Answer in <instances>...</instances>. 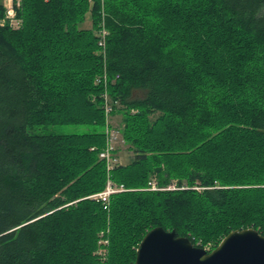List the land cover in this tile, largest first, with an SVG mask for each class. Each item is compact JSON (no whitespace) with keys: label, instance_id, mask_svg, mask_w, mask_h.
<instances>
[{"label":"trees","instance_id":"1","mask_svg":"<svg viewBox=\"0 0 264 264\" xmlns=\"http://www.w3.org/2000/svg\"><path fill=\"white\" fill-rule=\"evenodd\" d=\"M14 8L20 25L0 23V264H133L155 226L208 250L233 229L264 235V0ZM71 124L103 130L36 131ZM106 127L132 151L110 169ZM107 177L125 190L105 209L87 195Z\"/></svg>","mask_w":264,"mask_h":264},{"label":"water","instance_id":"2","mask_svg":"<svg viewBox=\"0 0 264 264\" xmlns=\"http://www.w3.org/2000/svg\"><path fill=\"white\" fill-rule=\"evenodd\" d=\"M133 264H264V235L252 227L233 229L207 250L174 228L155 226L139 242Z\"/></svg>","mask_w":264,"mask_h":264},{"label":"rangeland","instance_id":"3","mask_svg":"<svg viewBox=\"0 0 264 264\" xmlns=\"http://www.w3.org/2000/svg\"><path fill=\"white\" fill-rule=\"evenodd\" d=\"M0 2H2L3 6L5 7L4 15L0 19L1 25L9 24L12 27H18L20 25L19 18H17L15 14L10 16V14H8V12H7L6 6L9 5V0H0ZM84 25L86 27L90 26V18L88 16L84 21ZM120 119H121L120 114L113 115L112 121H113V124L115 127H117L120 124ZM92 129L97 130V131H102L103 126L94 125V126L86 127L84 125H73V124H71V125H46V126L39 127L38 129H36V131L42 132V133H81V132L89 131ZM112 145L114 147H116L115 162L127 163L129 161L131 155H132V151H130L127 147V144L122 141L121 135L119 132H116V135H114V140L112 142ZM108 178L109 177H107V179ZM151 181H153L155 186H157L154 178ZM106 182H107V180H106ZM173 186H174V184H170L168 187H173ZM195 187L198 189L201 188L200 186H195ZM104 188H105V186H104ZM156 188L158 189L159 187L157 186ZM103 189H101L100 191H97V192H101V191H103ZM97 192H94V193H97ZM94 193L87 195V197L90 196L89 198L95 199L96 197L91 196ZM108 208H109V206H108ZM108 208H105V209H108ZM99 234H101V236L98 239V249L95 253L98 254L100 256V258L102 259V258H105V256H106L105 252L107 250L108 237L103 235L104 234L103 231H100ZM205 249L208 250L209 246H206Z\"/></svg>","mask_w":264,"mask_h":264},{"label":"built area","instance_id":"4","mask_svg":"<svg viewBox=\"0 0 264 264\" xmlns=\"http://www.w3.org/2000/svg\"><path fill=\"white\" fill-rule=\"evenodd\" d=\"M20 2H21V0H9V5L6 7H7V12H8V14H10V16L15 14L14 6H18L20 4ZM100 23H101V25L99 27L100 29L98 32V35H99L98 43L102 47V46H104V39H105V36L107 35V30L103 26V21H101ZM102 51H103V49H102ZM104 100H105L104 103H105L106 112H109L112 104H111L107 94H104ZM105 132H106V146L103 150H101V152L99 153V156L101 158L105 159L107 169H110L115 165V163H117V162H115L116 158L112 152L114 149L112 142L114 140V135H116L117 131L113 127H106ZM156 187L157 186H155L154 182L150 180L149 181V188L150 189H157ZM123 190H125V187L123 184L114 183L113 181H111L108 178L103 191L94 193L91 196L96 197L95 198L96 200L101 201L104 208H108L111 194L116 193V192H120Z\"/></svg>","mask_w":264,"mask_h":264}]
</instances>
